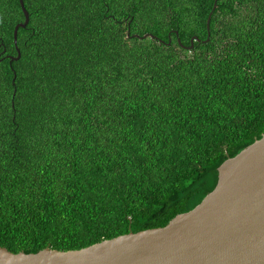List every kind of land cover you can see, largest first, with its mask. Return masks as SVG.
I'll return each instance as SVG.
<instances>
[{
	"label": "trees",
	"instance_id": "trees-1",
	"mask_svg": "<svg viewBox=\"0 0 264 264\" xmlns=\"http://www.w3.org/2000/svg\"><path fill=\"white\" fill-rule=\"evenodd\" d=\"M215 2L24 0L16 45L0 0V246L165 226L263 136L264 0Z\"/></svg>",
	"mask_w": 264,
	"mask_h": 264
},
{
	"label": "water",
	"instance_id": "water-1",
	"mask_svg": "<svg viewBox=\"0 0 264 264\" xmlns=\"http://www.w3.org/2000/svg\"><path fill=\"white\" fill-rule=\"evenodd\" d=\"M20 4L25 21L15 26L16 45L30 19L24 0ZM17 50L12 59L20 58ZM218 173L215 188L165 226L71 250L15 253L0 246V264H264V134L228 157Z\"/></svg>",
	"mask_w": 264,
	"mask_h": 264
}]
</instances>
